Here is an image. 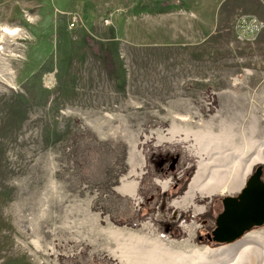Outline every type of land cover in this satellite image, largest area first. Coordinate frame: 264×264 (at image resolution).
<instances>
[{"label":"rangeland","instance_id":"1","mask_svg":"<svg viewBox=\"0 0 264 264\" xmlns=\"http://www.w3.org/2000/svg\"><path fill=\"white\" fill-rule=\"evenodd\" d=\"M52 4L0 0V28L17 27L0 29V264H131L141 236L226 244L211 231L241 168L209 199L188 187L208 136L229 160L264 138L263 27L205 44L95 42L78 27L111 26L113 11ZM258 164L264 180V162L245 180Z\"/></svg>","mask_w":264,"mask_h":264},{"label":"crops","instance_id":"2","mask_svg":"<svg viewBox=\"0 0 264 264\" xmlns=\"http://www.w3.org/2000/svg\"><path fill=\"white\" fill-rule=\"evenodd\" d=\"M52 3V8L75 11L81 18L85 17L86 9L113 11L111 26L98 19L93 25L82 23L78 27L86 30L95 42H147L164 38L205 44L211 36L226 33L237 37L235 24L239 16L254 17L264 23V0H52ZM109 31L112 34L108 35ZM256 36L257 40H264V26Z\"/></svg>","mask_w":264,"mask_h":264},{"label":"bare ground","instance_id":"3","mask_svg":"<svg viewBox=\"0 0 264 264\" xmlns=\"http://www.w3.org/2000/svg\"><path fill=\"white\" fill-rule=\"evenodd\" d=\"M16 28L3 24L0 29L5 34H15L17 33ZM211 146L220 147L214 136L205 138L203 147L198 152L200 157L198 169L188 187V195L190 194L191 198H194L192 192L194 190L202 193L207 191L205 196L209 199L214 190L224 191L236 187L235 181L230 183L227 179L231 177L230 172L239 173V170H233L236 166H239L242 171L238 182L241 186L252 164L264 162V138L256 142L253 148L247 149L246 157L237 155L232 160L228 158L229 147L223 149L220 147V150L216 151ZM208 149H211L210 155L207 154ZM233 175L236 176L234 173ZM168 183L169 180L164 181L163 186H167ZM134 186L135 182L123 184L125 189L134 188ZM140 238H143L140 239L142 241L136 240L131 250L128 251L131 264H264V226L260 229L246 231L243 237L216 247L178 246L173 241L163 242L157 238L148 239L145 236Z\"/></svg>","mask_w":264,"mask_h":264},{"label":"water","instance_id":"4","mask_svg":"<svg viewBox=\"0 0 264 264\" xmlns=\"http://www.w3.org/2000/svg\"><path fill=\"white\" fill-rule=\"evenodd\" d=\"M262 164H258L247 177L239 192L221 198L223 209L215 218L211 231L216 242L230 243L238 239L253 225L264 222V180Z\"/></svg>","mask_w":264,"mask_h":264},{"label":"built area","instance_id":"5","mask_svg":"<svg viewBox=\"0 0 264 264\" xmlns=\"http://www.w3.org/2000/svg\"><path fill=\"white\" fill-rule=\"evenodd\" d=\"M237 26L240 28H238ZM263 26H264V23L262 21H258L254 17L239 16L236 19V27L240 29L241 31L248 32V29L249 31H251L253 29L261 28Z\"/></svg>","mask_w":264,"mask_h":264}]
</instances>
